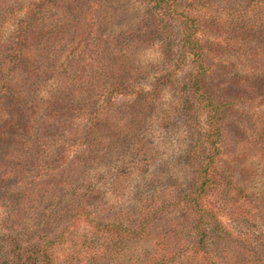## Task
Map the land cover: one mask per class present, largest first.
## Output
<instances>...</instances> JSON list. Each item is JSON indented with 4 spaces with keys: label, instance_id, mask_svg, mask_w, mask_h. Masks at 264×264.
I'll return each mask as SVG.
<instances>
[{
    "label": "rangeland",
    "instance_id": "1",
    "mask_svg": "<svg viewBox=\"0 0 264 264\" xmlns=\"http://www.w3.org/2000/svg\"><path fill=\"white\" fill-rule=\"evenodd\" d=\"M33 2L45 4L43 18L35 27L40 32H32L23 66L11 68L16 115L5 130L0 124V176L14 172L26 148L33 146L43 162L42 178L56 184L45 199L36 200L41 211L58 216L62 207L75 206L77 186L83 182L103 195L96 206L107 207L123 225L155 213L172 191L171 198L191 193L196 171L188 166L190 152L196 132L210 123L208 109L202 106L203 89L194 96L190 85V77L196 75L192 53L179 39L187 31V16L199 14L193 32L220 47L217 53L204 50L203 64L209 66L205 84L229 101L221 114L214 184L199 198V205L214 213L226 234L208 248L233 262L235 254L258 249L264 241V6L241 24L229 9L243 6L242 0H169L177 11L166 22L149 0ZM33 2L0 0V59L8 62L11 48L18 49L19 22ZM259 22L263 26L253 25ZM122 71L126 87L107 93ZM165 71L170 74L164 80ZM193 96L190 112L185 99ZM94 116L100 139L95 149L90 148L95 161L83 165L82 153L88 150L82 151L70 128L90 123ZM24 170L32 176L31 169ZM0 185L1 213L9 193ZM185 204L170 206L152 231L132 241L134 248L145 250L143 257L158 248L160 218L169 217L170 227L182 224L188 217ZM258 254L264 255V250ZM76 260L63 264H83Z\"/></svg>",
    "mask_w": 264,
    "mask_h": 264
},
{
    "label": "trees",
    "instance_id": "2",
    "mask_svg": "<svg viewBox=\"0 0 264 264\" xmlns=\"http://www.w3.org/2000/svg\"><path fill=\"white\" fill-rule=\"evenodd\" d=\"M149 1L153 3V8L156 7L160 11L161 21L166 22L168 18L176 14L175 6L169 0ZM242 1L244 2L243 6L229 9H232V13H237V18L242 21L241 24L246 22L245 20L250 14H253V11L264 6V0ZM29 2L31 3L33 0H29ZM245 2L248 5L245 6ZM44 5L32 3V9L26 11L19 22L21 36L20 44H16L19 45L18 49L11 48L12 52L9 54L8 62L6 57L0 59V124L3 125V130L13 124L12 121H15L16 115L12 106L16 102L13 101L15 75L14 72L12 73V69L15 64H17L16 69L24 64V58H27L31 45L30 41L33 40L32 32L36 26H40L39 20L43 18ZM39 11L40 13H38ZM248 12L250 13L248 14ZM246 14L248 15L245 16ZM198 15L196 14L192 18L187 16L184 24L187 31L183 32L179 39L191 51L189 53H192L196 75L194 74V78L190 77V85L191 88L194 87L192 90L194 96L197 91L203 89L202 106L204 109H208L207 121L210 123L207 129L196 132L193 149L190 152L188 166L190 165L196 171V182L192 184V192L175 195L171 198L174 195L172 191L170 199L160 200L158 208L154 209L155 213L147 218L143 217L137 220L135 224H133L134 221H132L133 223L130 221L129 224L123 225L117 216L110 215L107 207L96 206L99 199H103L101 198L103 195L96 193L92 185L85 186V183L82 182L77 186L76 192L79 195L75 199V206L70 203V209L62 207L56 216V213H52L51 210L41 211V206L39 207L36 203L37 199H45L44 197L56 188L54 187L56 184H49L47 179L42 178L44 175L42 173L43 162H39L38 155L33 153L37 148L33 146L26 148L28 149L27 155L21 160V164L12 170L14 172L0 176V184L4 185L9 193L7 195L8 203L4 207V211L0 213V264H63V261L71 262L74 258L83 264H134L133 262L136 263L139 259L143 260L141 264H264L262 257L264 255L258 254L264 250V241L258 244L260 246L258 249L250 247L251 253L249 254L246 252L235 254L234 262L229 261L225 256H215L208 248L211 243L214 245L217 242L220 243V241H216V238L222 240L226 235L223 233L222 222L214 217V213L207 212L199 205V198L205 195L208 187L214 184L211 174L216 167L215 157L220 152L218 142L223 134L221 114L224 112V108L229 105V101L212 86L208 87L205 84L204 74H207L209 66L203 64L204 50L210 49L211 52L217 53L220 51V47L217 45V41V44L211 40L204 41L199 38L198 33L193 32L192 28L195 27L194 30H196L197 27ZM253 25L263 26L261 22L258 25L256 23ZM23 52L27 53L21 56ZM123 72L118 74V81L113 79L109 84V87L106 88L107 93L120 92L122 88L126 87L122 79ZM169 74L168 71H165L161 74L162 79H167ZM194 96L185 99L190 112H193V106L189 99H194ZM181 104L183 103L181 102ZM184 108L186 109V107ZM99 130L100 123L95 116L94 121L90 123L81 126L75 124L74 128H70L72 138L83 145L81 146L82 151L85 147L88 150V152L82 153L84 160H79L83 165L95 161L94 155L90 156V148L97 147L98 139H100ZM113 134L115 135V132ZM102 156V153L99 154L100 159ZM129 162H132V159ZM24 169H31L32 176H28L30 170L24 172L26 171ZM134 169L137 171V168ZM33 192L34 194H32ZM44 192L46 194L42 195L41 193ZM79 201L83 202L82 206H76ZM182 201L186 203L184 208L188 212V217L183 219L182 224H173V227H170L172 222L169 217L160 218L161 224H158L157 227L160 231L158 248L151 256L143 257L146 253L145 250L141 247L134 248L132 241L147 235L152 231L156 219L158 220L165 211H168L170 206H177ZM53 221L55 224L52 225ZM81 227L87 230L84 231ZM237 243L241 244L243 248L247 247L246 244ZM128 244L132 248H129ZM130 251L137 254L126 257V252ZM121 255L122 259L119 257Z\"/></svg>",
    "mask_w": 264,
    "mask_h": 264
}]
</instances>
